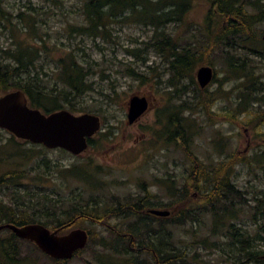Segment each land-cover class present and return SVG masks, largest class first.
Here are the masks:
<instances>
[{"label": "rangeland", "instance_id": "rangeland-1", "mask_svg": "<svg viewBox=\"0 0 264 264\" xmlns=\"http://www.w3.org/2000/svg\"><path fill=\"white\" fill-rule=\"evenodd\" d=\"M83 1L2 2L13 15L26 16L43 41L35 34L24 33L26 22L11 15L12 25L0 19V49L12 47L17 36L39 48L46 45L39 75L46 81L47 92L55 94L62 109L74 114L82 113L79 110L83 109L98 115L101 120L100 131L79 155L47 149L15 137L11 140L9 132L0 130L1 143L6 150L20 148L28 152L31 161L27 168L36 167L44 156L61 169L55 173L42 166L47 181L39 183L28 177L20 182L30 190L38 188L36 185L43 187L45 193L54 198L60 195L70 199L80 195L82 199H90L91 196L97 201L101 215L106 208L116 206L115 199L129 198L134 202L145 196L150 202L162 205L175 200L177 189L182 188L192 172L193 157L207 168L224 163L229 181L242 196L234 197L233 207H230L231 222L264 251V215L255 213L253 208L259 199L264 203V88L247 94L244 88L248 82L229 75L219 52L209 57L214 79L206 87L201 89L197 84L196 69L192 78L177 80L171 77L166 61L144 47L154 28L135 23V17L111 22L104 35L78 34L76 28L84 24L80 9ZM260 3L264 7V0ZM207 5V0H193L186 14L185 22L192 23L193 35L204 25ZM163 29L174 32L180 28L171 23ZM255 30L261 37L264 21ZM257 48L264 51V43H258ZM69 51L92 70L89 80L93 89L80 96L60 95L54 89L55 86L63 89L56 65L57 60L70 54ZM0 53L2 56L1 50ZM244 53L247 51H238V55ZM247 57L254 61L251 70L254 79L262 82L264 87V58L253 54ZM143 58L146 59L144 64ZM140 74L142 78H139ZM194 87L202 91L196 99H193ZM132 95L145 96L149 106L129 124L126 115ZM169 121L177 122L179 129L182 128L185 142L169 139L168 132L174 129ZM13 167L11 162L5 163L0 171ZM17 190H22V186L10 185L0 193V200L5 205L13 204L12 194L15 195ZM198 215V221L163 222L164 226L152 236L153 240L163 249L184 251L185 261L180 264H235L238 249L229 244L231 230L220 224L214 228V217L210 213ZM121 217L112 216L99 224L83 220L81 226L93 233V240L80 255L65 262L47 257L30 240H20L21 263L95 264L106 260L112 264H125L129 255L111 249L114 247L111 232L125 229L136 218ZM154 227L159 228V223L155 222ZM99 240L108 247L100 246ZM143 257L150 258L148 254L140 256Z\"/></svg>", "mask_w": 264, "mask_h": 264}, {"label": "trees", "instance_id": "trees-1", "mask_svg": "<svg viewBox=\"0 0 264 264\" xmlns=\"http://www.w3.org/2000/svg\"><path fill=\"white\" fill-rule=\"evenodd\" d=\"M2 2L3 0H0L1 20L12 25L9 17L12 15L21 22H26L23 26L24 33L39 37L36 29L25 19L26 16L13 15L3 7ZM192 2L193 0H84L80 6L84 24L77 27L76 32L93 37L104 35L111 22L135 17V23L152 25L154 28L153 35L144 47L166 61V69L171 77L177 80L192 78L197 66L211 65L209 57L219 52L222 54L229 75L238 77L241 82H248L244 88L247 94L263 91V83L254 79L251 72L254 61L247 57L248 54H253L264 58V51L257 48L258 43L264 41L255 30L257 25L264 21V7L260 0H207L204 25L196 29L195 35L191 28L192 23L185 22ZM171 23L176 24L180 28L179 31L168 32L163 29ZM10 30L14 32L13 28ZM17 37L12 47L0 49L3 53L0 56V95L10 90L21 89L33 108L44 113L62 109L55 94L51 95L47 92L46 81L39 75L44 60L42 53L46 51V45L39 48ZM39 40L43 41L42 37H39ZM239 50H246L247 53L238 55ZM69 53L68 56L67 53L65 54V58L57 60V70H55L63 89L56 86L54 89L60 95L80 96L93 89L89 80L92 70L90 66L86 67L74 52L69 51ZM142 63H146L145 58L142 59ZM142 77L143 75L140 74L139 78ZM201 93V90L194 87L193 99ZM79 111L85 113L83 109ZM168 123L174 126L172 132H168L169 139L185 142L184 132L182 128L179 129L177 122ZM92 138L88 139V145L92 142ZM10 139L13 140L14 136L11 135ZM191 159L194 163L192 172L182 188L177 189L178 196L175 200L162 205L150 202L145 196L137 198L134 202L129 198H124L122 201L115 199L116 206L106 208L104 213L99 215L98 203L91 196L90 199H82L80 195L66 199L56 193L59 197L54 198L46 194L44 188L38 185H36L38 188L30 190L20 181L30 177L39 183L44 182L48 180L43 172L44 169L55 173L61 172V169L56 163L51 164L44 156L36 167L29 169L27 165L31 159L28 152L20 148L8 151L0 139V168L9 162L14 165L8 171H0V193L4 189H9L10 185L22 186V190H17L15 195L12 194L13 204L5 205L0 200V224L11 223L16 226L41 224L51 231L56 230L58 234H65L74 228H82L87 232V243L74 253V257L80 255L93 240V233L81 226L83 220L88 219L99 224L107 222L110 217L116 215H122L121 218L135 217L136 219L127 224L125 229L111 232L114 237V247L111 249L117 253L122 250L121 253L129 255L125 264H180L185 261L186 253L174 248L163 249L152 236L164 226L163 222L182 224L187 220L198 221L199 213H210L214 217V228L220 224L221 227L231 230H228L231 232L229 244L238 249L235 264H264V251L258 249L254 240L239 228H235L234 223L231 222L233 215L230 207H233L234 197L241 196V192L229 181L226 164L220 163L219 166L207 168L194 157ZM150 208H167L170 214L166 217L154 216L147 212ZM253 208L255 213L264 215V203L260 199ZM155 222L159 223V228L154 227ZM3 230H0V264H22L19 244L23 239L18 238L9 229ZM32 244L38 249L33 242ZM98 244L108 247L103 240H99ZM145 254L149 255L148 260L144 257L140 258ZM46 256L54 261H66V259ZM95 264L112 263L105 260Z\"/></svg>", "mask_w": 264, "mask_h": 264}, {"label": "water", "instance_id": "water-1", "mask_svg": "<svg viewBox=\"0 0 264 264\" xmlns=\"http://www.w3.org/2000/svg\"><path fill=\"white\" fill-rule=\"evenodd\" d=\"M264 41V32L261 35ZM213 68L201 65L196 68L195 78L202 89L212 80ZM145 96L132 95L128 101L127 122H135L147 109ZM0 129L6 130L17 139L42 145L48 149H63L72 155H79L87 149L88 139L101 129L100 117L93 113L74 114L60 109L44 113L29 105L23 90L14 89L0 95ZM148 213L166 217L167 209L150 208ZM9 229L20 239L33 242L44 254L55 259H71L83 248L88 239L82 228H74L65 234H58L41 224L16 226L0 224V230Z\"/></svg>", "mask_w": 264, "mask_h": 264}, {"label": "flooded vegetation", "instance_id": "flooded-vegetation-1", "mask_svg": "<svg viewBox=\"0 0 264 264\" xmlns=\"http://www.w3.org/2000/svg\"><path fill=\"white\" fill-rule=\"evenodd\" d=\"M149 106V105H148Z\"/></svg>", "mask_w": 264, "mask_h": 264}]
</instances>
